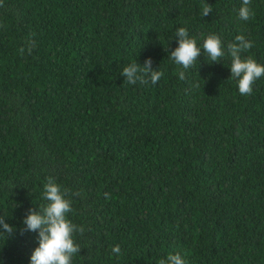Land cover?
I'll list each match as a JSON object with an SVG mask.
<instances>
[{"label": "trees", "instance_id": "obj_1", "mask_svg": "<svg viewBox=\"0 0 264 264\" xmlns=\"http://www.w3.org/2000/svg\"><path fill=\"white\" fill-rule=\"evenodd\" d=\"M212 7L202 15L205 4ZM242 0H3L0 7V264H30V209L52 177L72 196L80 252L72 264H264V76L250 95L231 58L201 49L185 71L169 56L185 27L202 47L264 65V0L239 19ZM32 38V54L18 49ZM151 58L157 84L121 74ZM105 193L108 196H105ZM3 229L0 228V232ZM119 245V255L112 252Z\"/></svg>", "mask_w": 264, "mask_h": 264}, {"label": "clouds", "instance_id": "obj_2", "mask_svg": "<svg viewBox=\"0 0 264 264\" xmlns=\"http://www.w3.org/2000/svg\"><path fill=\"white\" fill-rule=\"evenodd\" d=\"M251 0H242L239 8V19L248 21L254 18V11ZM0 7H3V0H0ZM212 7L208 3L202 7V15L211 13ZM177 47L169 53L170 58L183 70L178 71L179 79H185V71L197 64V59L203 49L211 62H220L221 58L230 56L231 66L230 77L237 80L238 90L241 95H250L255 82L264 76V65L259 64L252 56L242 57L241 53L247 52L252 47V41L246 39L243 34L235 36L234 42H229L225 49L222 38L210 33L203 38L202 47L198 46L197 39L190 37L185 27L176 30ZM36 47V41L32 38L24 42V46L18 49L20 55L27 52L32 54ZM151 58H146L144 63L132 62L125 66L121 74L129 84H151L158 83L163 76V72L152 68ZM79 191L72 192L68 188L55 182L52 177H48L44 185V199L46 204L38 210L30 209L24 217L25 230L37 232L38 245L34 248L30 256V264H72L73 257L80 252V245L74 240L75 234H83L84 227L73 223L68 218V213L72 212V196H80ZM107 197L108 194L105 193ZM0 234L11 236L13 226L7 224L0 216ZM112 252L119 255L120 246H113ZM159 264H187L186 259L179 253L169 254L166 259H160Z\"/></svg>", "mask_w": 264, "mask_h": 264}]
</instances>
